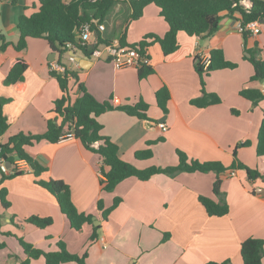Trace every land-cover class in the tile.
<instances>
[{"label": "crops", "instance_id": "0c3cea01", "mask_svg": "<svg viewBox=\"0 0 264 264\" xmlns=\"http://www.w3.org/2000/svg\"><path fill=\"white\" fill-rule=\"evenodd\" d=\"M117 1L104 23L106 31L100 33L104 40L124 36L127 45H132L146 35L164 37L168 32L169 25L157 6L148 5L140 19L130 21V3ZM39 7V0H0V37L4 36L9 43L5 50L0 49V97L6 101L4 111L10 125L0 138L1 143L19 132L44 133L48 120L53 117L55 101L64 95L50 69L51 54H56L54 61L57 62L59 54L52 51L47 40L29 38L23 51L14 47L20 39V17L31 16ZM222 16L218 32L209 39L179 32V49L168 56L159 44L151 46L149 65L155 72L146 79H139L138 69H120L106 58L90 57L91 62L86 63L88 69L74 67L79 71L77 84H84L99 101L119 106L142 100L149 106L146 119L119 110L99 117L102 135L118 146L124 161L142 170L166 168L179 164L177 151L180 150L192 160L220 162L227 167L219 178L230 209L228 215L211 217L199 201L200 196L217 202L222 199L213 191L218 177L215 172H183L175 177L156 175L148 181L131 177L113 192H104L100 185L102 160L97 154L85 149L76 138L57 144L42 141L28 148L30 155L48 169L40 179L67 183L78 211L94 215L100 221L99 238L91 241L94 225L85 224L81 232L73 229L54 196L37 185L26 168L24 175L8 179L0 186L8 190L11 203L10 208L4 209L0 195L3 231L0 242L6 243V248L0 251V264H20L27 259L17 238L46 252L58 251L59 242H63L70 253L87 254L88 264H207L212 261L243 264L242 242L248 238L264 240V179L250 180L245 170H231V166L237 145L249 142L238 150L237 162L264 172V156L257 154L264 100L255 106L240 95L247 87L264 91V84L251 81L254 68L244 59L246 50L258 52V57L264 59L261 39L264 28L245 44L238 31L239 15L223 12ZM1 44L0 41V47ZM213 50L223 51L226 60L238 67L218 70L205 77V90L218 95L221 102L199 108L192 104V100L203 95L196 59ZM75 53L78 57L86 56L81 50ZM16 59L25 60L28 69L22 81L9 84L7 77ZM163 87L170 91L167 113L160 108L156 97ZM79 96L78 90L77 95H72V101ZM160 123L167 126L166 131L159 127ZM148 149L153 153L151 158L137 159V152ZM233 171L236 174L232 177ZM12 172L9 170L6 174ZM116 198H122V202L105 221L98 202L102 200L108 209ZM32 216L52 217L53 224L39 228L26 222ZM31 264L46 262L40 258Z\"/></svg>", "mask_w": 264, "mask_h": 264}, {"label": "trees", "instance_id": "16d2710c", "mask_svg": "<svg viewBox=\"0 0 264 264\" xmlns=\"http://www.w3.org/2000/svg\"><path fill=\"white\" fill-rule=\"evenodd\" d=\"M242 0H128L132 8L130 21H136L144 15V10L148 5H155L160 9V15L169 25V30L164 37L146 35L138 43L127 45L125 37L120 40L122 45L138 49L150 62L149 50L154 44H159L164 55L168 56L179 49L178 34L185 32L189 36H198L202 39H209L214 36L221 25L223 19L222 13L228 12L230 15H239L238 19L246 25L256 20L264 19V0H248L252 6L245 9L241 5ZM39 10L31 16H21L18 23L20 39L14 45L17 51H23L27 48L29 38H42L49 42L52 51L59 54V62L63 64V57L68 53L66 45L76 43L75 30L83 23L96 19L99 23H105L111 12L117 5V0H75L66 4L63 0H39ZM244 43L252 37L245 32L242 34ZM2 42L0 49L5 50L9 43L5 37L1 36ZM98 43H109L104 40L100 33H97ZM91 45L78 47L86 56H92ZM251 57L244 56L253 68L254 75L252 82L264 84V59L258 57V52L252 53ZM66 66L65 64H63ZM238 64L226 60L223 51L213 50L211 52V64L207 70L202 66L200 59H196L195 68L201 78L203 95L200 98L192 100V104L199 108H207L219 104L221 99L218 95L208 93L205 90V75L224 69H236ZM28 69V63L23 59H16L11 72L7 77L9 84H15L23 80L24 74ZM154 69L149 63H143L138 69L139 79H146L154 73ZM51 75L56 78L64 95L55 101L53 117L48 120L47 130L41 134H32L19 132L11 136L5 143L0 142V159L11 163L10 175L3 173L0 169L1 179L0 186L8 179L24 175V170L16 168L17 160H24L29 168L31 175L35 178V183L49 191L57 203L62 213L67 217L70 225L77 232H81L85 224L94 225V215L81 213L76 208L70 186L62 180L48 179L41 180L42 174L48 171L37 159L28 152L29 147H33L42 141L57 144L61 137L69 132H73L85 149L97 154L102 164L100 171L102 178L100 185L104 192H113L116 187L128 178L135 177L141 181H148L156 175H168L175 177L179 173H196V172H215L218 177L213 185L214 194L222 199L215 201L211 198L200 196L199 201L211 217H223L229 213V205L221 192L222 181L219 174L228 170L220 162H200L192 160L186 153L178 150L177 155L179 164L166 168L150 167L148 169H139L136 166L124 161L119 156V148L108 137L102 135L103 126L99 122V117L109 111H124L129 115L137 116L141 119L147 118L149 106L140 100L134 105H114L110 101H99L84 86L79 83L78 90L80 96L74 101L70 95V83L72 80L79 82V71H72L66 66L63 73L51 71ZM240 95L257 106L264 100V91L255 88H244ZM157 101L160 108L167 113V103L170 100V91L163 87L156 93ZM6 101L0 97V138L9 130V122L4 111ZM235 113L237 111L234 110ZM249 142L239 144L234 150L235 162L231 170H245L250 180L258 178L264 179V172L257 169H250L242 163L237 162L238 149L241 146H248ZM257 154L259 157L264 156V112L261 127L258 133ZM153 155L151 150H145L136 153L137 159L145 160ZM1 203L4 209L11 207L8 200V190L0 189ZM122 198H116L114 204L104 208L103 201L98 202V208L102 212V218L106 221L109 215L121 204ZM27 223L33 224L39 228H46L53 224L52 217L32 216L26 220ZM101 226H94V233L91 241L99 238ZM2 230V214L0 212V234ZM10 236V235H8ZM166 239L168 234L165 235ZM27 259L20 264H31L33 260L43 258L46 264H65L77 263L88 264L87 254H72L66 248L63 242H59L58 251L46 252L34 247L26 242L23 238H17ZM6 248L5 242H0V251ZM241 256L243 264H264V240L259 238H248L241 244ZM230 262H208L207 264H229Z\"/></svg>", "mask_w": 264, "mask_h": 264}, {"label": "built area", "instance_id": "2783aa9c", "mask_svg": "<svg viewBox=\"0 0 264 264\" xmlns=\"http://www.w3.org/2000/svg\"><path fill=\"white\" fill-rule=\"evenodd\" d=\"M75 0H63L64 3L70 4ZM241 5L245 9H250L252 4L248 0H242ZM106 31V25L104 23H99L98 20L92 19L89 22L83 23L79 26L76 32V43H68L66 45V49L68 50V61L69 63L75 65V67L80 68L79 63L77 62L75 56H73V52L80 50L78 47H85L88 45H94L92 49L91 58L95 59H110L115 62L118 68L127 69V68H136L139 67L143 63H149V60L136 48H132L129 46L122 45L119 39H114L109 43H98L97 41V33H104ZM238 31L240 33L248 32L252 37L259 35L262 31V23L259 20L250 22L246 25L238 20ZM1 56V50H0ZM200 62L205 70H207L211 64V54H203L198 57ZM51 71H56L63 73L66 71V66L61 64L59 61H53L50 64ZM159 127L166 131L167 126L164 123H160ZM75 136L73 132L67 133L65 136L61 137L60 142L68 141L74 139ZM59 142V143H60ZM16 168L19 170H24L27 172L30 169L28 164L24 160L16 161ZM0 169L3 173H7L11 168L7 167V162L0 159ZM235 172H231V176H235ZM102 242H105V239H101ZM106 247V246H105Z\"/></svg>", "mask_w": 264, "mask_h": 264}, {"label": "water", "instance_id": "95a60500", "mask_svg": "<svg viewBox=\"0 0 264 264\" xmlns=\"http://www.w3.org/2000/svg\"><path fill=\"white\" fill-rule=\"evenodd\" d=\"M260 22L262 24H264V19L261 20ZM93 47H94V45L92 44L90 48L93 49ZM72 54H73V56H75V58H76L77 62L79 63V66L81 69H88V65L86 63L91 62L89 56L78 57L75 52H73ZM55 55H56L55 53L51 54V61L55 60ZM248 55H249V57H251V54H248ZM11 165H12L11 163H9V162L7 163L8 168H11ZM93 221H94V226H100V221H98L96 217H94Z\"/></svg>", "mask_w": 264, "mask_h": 264}, {"label": "rangeland", "instance_id": "374dc122", "mask_svg": "<svg viewBox=\"0 0 264 264\" xmlns=\"http://www.w3.org/2000/svg\"><path fill=\"white\" fill-rule=\"evenodd\" d=\"M262 27L264 28V24H262ZM262 40H263V42H264V36L262 35V38H261ZM263 48H262V55H263V57H264V45L262 46ZM80 54V53H79ZM245 56H247V57H249V55H248V53H245ZM246 60V59H245ZM246 61H248V60H246ZM249 62V61H248ZM63 64H65L70 70H74V71H76L75 70V65H73V64H71V63H69V61H68V55L66 54V55H64V57H63ZM205 77H207V75H205ZM78 84H77V81L76 80H72V87H73V89H72V91H71V93H70V95H71V97H72V95L73 96H75V95H77L78 94ZM242 147V146H241ZM240 149V148H239ZM238 149V150H239ZM238 155V154H237ZM2 231V230H1ZM3 232V231H2ZM229 264H231V263H229Z\"/></svg>", "mask_w": 264, "mask_h": 264}]
</instances>
